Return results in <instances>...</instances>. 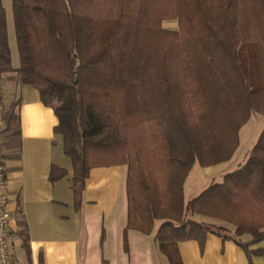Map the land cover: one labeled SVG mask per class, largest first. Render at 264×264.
<instances>
[{
    "label": "trees",
    "instance_id": "16d2710c",
    "mask_svg": "<svg viewBox=\"0 0 264 264\" xmlns=\"http://www.w3.org/2000/svg\"><path fill=\"white\" fill-rule=\"evenodd\" d=\"M12 7L20 65H11L0 0V80L33 87L53 110L75 208L91 169L126 166L124 248L133 230L154 232L169 264H182L179 242L208 233L247 256L259 252L249 247L264 240V127L244 162L218 182L190 200L183 185L195 163L229 162L242 126L264 116V0H12ZM166 21L177 29H164ZM3 116V150L19 148L15 105ZM65 176L51 167L50 182Z\"/></svg>",
    "mask_w": 264,
    "mask_h": 264
},
{
    "label": "crops",
    "instance_id": "0c3cea01",
    "mask_svg": "<svg viewBox=\"0 0 264 264\" xmlns=\"http://www.w3.org/2000/svg\"><path fill=\"white\" fill-rule=\"evenodd\" d=\"M1 92L4 108L15 105L19 122V148L4 151L9 249L14 264H169L154 232L145 235L128 230L123 246L126 166L91 169L81 204L75 208L71 162L63 154L61 136L54 132L57 118L53 110L41 103L36 89L15 78L2 77ZM229 162L201 170L210 179ZM52 166L64 169L66 176L50 182ZM20 222L27 229L26 245ZM249 250L259 252L247 256L233 241L209 233L201 241L177 244L182 264H264V240Z\"/></svg>",
    "mask_w": 264,
    "mask_h": 264
},
{
    "label": "rangeland",
    "instance_id": "374dc122",
    "mask_svg": "<svg viewBox=\"0 0 264 264\" xmlns=\"http://www.w3.org/2000/svg\"><path fill=\"white\" fill-rule=\"evenodd\" d=\"M2 7L5 13V24H6V33H7V44L10 53L11 65L14 68H18L20 65L19 56L17 52L16 38H15V29L13 22V7L12 0H1ZM164 29L167 30H176L177 24L175 21H166L162 24ZM264 127V116L262 115H252L247 122L242 126L238 133V146L231 158L229 165L221 173L214 175L210 179L203 175L201 167L195 163L192 166L191 171L188 174L187 179L183 185L184 199L190 200L197 195H199L206 187L211 183V181L218 182L223 174L229 173L234 170L239 164L243 163L247 152L255 144L257 137ZM71 191H74L73 182L71 180ZM78 190V188H77ZM84 190V188H83ZM83 190H78L80 192L79 200L81 204V198ZM74 202L75 194L73 192ZM75 206V205H74ZM195 220L201 221L206 224H221L207 218L195 217ZM225 226V225H224ZM231 231L234 230L233 227L227 226Z\"/></svg>",
    "mask_w": 264,
    "mask_h": 264
},
{
    "label": "built area",
    "instance_id": "2783aa9c",
    "mask_svg": "<svg viewBox=\"0 0 264 264\" xmlns=\"http://www.w3.org/2000/svg\"><path fill=\"white\" fill-rule=\"evenodd\" d=\"M4 106L2 101L1 80H0V264H14L9 249L10 230L9 215L7 212V181L6 168L4 165L3 135L5 131Z\"/></svg>",
    "mask_w": 264,
    "mask_h": 264
}]
</instances>
